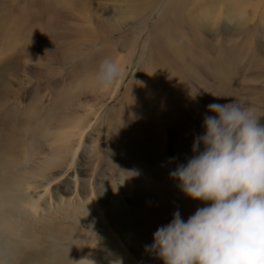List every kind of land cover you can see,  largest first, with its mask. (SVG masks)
<instances>
[{
  "label": "rangeland",
  "instance_id": "1",
  "mask_svg": "<svg viewBox=\"0 0 264 264\" xmlns=\"http://www.w3.org/2000/svg\"><path fill=\"white\" fill-rule=\"evenodd\" d=\"M67 1L75 6L60 8L58 2L65 0H43L56 4L64 15L58 16L50 8L42 11V0H33L31 41H20L19 48L35 53L8 72L11 103L20 108L0 139V175L16 176L17 194L31 196L21 204L22 232L13 237L18 247L40 254L31 264H51V237L61 246L69 233L64 241L77 246L76 264H161L145 251L153 232L174 211L186 219L204 206L185 197L169 172L191 156L193 138L203 132L206 106L243 98L264 125V38L247 34L264 27V0H171L170 22L163 20L172 27L166 41L153 31L166 0L140 24L115 31L81 25L71 15L78 13V3H88V13L100 7L123 11L124 0ZM232 19L244 29L235 45L222 26L233 25ZM104 58L125 73L118 93L98 113L116 84L97 87L95 74ZM221 64L228 68L222 70ZM144 67L155 74L144 76ZM130 82L132 94L149 87L154 94L150 108L147 100L137 102L142 113L135 105L137 120L149 122L147 108L157 118L146 125L147 142L135 140L143 133L134 124L118 131L121 109L107 120ZM110 120L113 126L107 127ZM33 181L40 187H30Z\"/></svg>",
  "mask_w": 264,
  "mask_h": 264
},
{
  "label": "clouds",
  "instance_id": "2",
  "mask_svg": "<svg viewBox=\"0 0 264 264\" xmlns=\"http://www.w3.org/2000/svg\"><path fill=\"white\" fill-rule=\"evenodd\" d=\"M121 76V67L104 58L95 81L97 87L108 89ZM206 113L203 132L193 138L191 156L169 172L185 197L204 206L186 219L174 211L171 220L153 232L145 251L161 264H264L261 116L243 98L209 103Z\"/></svg>",
  "mask_w": 264,
  "mask_h": 264
},
{
  "label": "bare ground",
  "instance_id": "3",
  "mask_svg": "<svg viewBox=\"0 0 264 264\" xmlns=\"http://www.w3.org/2000/svg\"><path fill=\"white\" fill-rule=\"evenodd\" d=\"M65 1L66 2H58L60 8H61V4H65L66 6H69V7L75 6L73 1H70V2L67 0ZM162 1L164 0H124L125 9L123 11L121 10L113 11L115 9H107L106 11H103L105 8L100 7L96 11L97 13L94 11L95 14L91 11H89V13L87 12L90 7L88 3H85V4L78 3V5H80L78 6L79 7L78 13L72 14L71 16H73L72 19H75L81 25H84V26L93 25L94 27L99 28V29H103V30L109 29V30L115 31V29H118V28L119 29L131 28L132 27L131 24H140V22L144 20L145 18L151 17V15L155 13L156 8L158 7L159 9V5H161ZM170 1L171 0H166V3L162 10V14L159 15L160 17L158 19V22L156 26L153 28L155 36L158 37L159 35V37L165 41L169 37L171 30H172V27L169 28V26L163 23V20L165 23L170 22L167 18L168 13L170 11H173L169 7ZM27 2L28 0H7V1L0 0V58L1 59L4 58V61H5L3 63H1L0 61V139L4 137L2 134L10 130L11 125H12L10 123V119L17 120L19 108H20V107L17 108V106H15L16 103H14V100H13V103H11L10 95L12 93L11 91L12 86L8 81L9 79L8 72L13 70L15 66H19L22 60L33 56L35 53L34 49L28 50L26 47L19 48L20 41H23L24 44L27 43V45L31 41V40L29 41L28 35L32 27L34 26L32 25L33 18L35 17L33 9L35 8L36 5L33 3V0H30L28 4ZM53 3L43 2L42 0V5L44 4L42 6L43 7L42 11H46V9L48 10V8H50L54 14L56 13L55 15L64 16L63 13L60 10H58L56 4H53ZM44 6H46V8ZM26 7H29V8L25 9ZM147 9L151 10L150 15L148 13L149 11L147 12ZM42 14L45 15V12H42L41 16ZM67 15L70 16V14H67ZM75 20H72V21H75ZM232 21L233 19L228 22H232ZM233 23L234 24L229 27L227 25H222L226 27L224 36L232 39L233 40L232 44H234L236 39L243 33V30H244L242 29V26H239L235 20L233 21ZM246 25L248 26V24ZM247 34H250L254 38H256V36L264 38V27L260 29H258V27H254L253 29L250 28ZM255 47H258V46H255ZM228 48L234 49L233 46L228 47ZM261 48L262 47L257 48L255 52L257 53V50L258 49L261 50ZM8 54H9V57H8ZM81 56L82 55H80L79 57ZM221 67H222V70H225L228 68L226 64H221ZM124 73H125V69L122 70L121 78L116 82L114 88L111 90V92L108 95V100L101 106V108L98 110V113L102 110V107L107 102L111 101L115 97L116 93H118ZM143 73H144V76L149 74L150 77L151 75L153 76V74H155L153 71H148V69L145 67H144ZM131 86H132V82L128 84V88L123 93L124 95L121 98V102L118 103L112 109V111L109 113L107 117V120L111 118L113 114L118 111V109H121L117 115L118 131L120 133L124 131L125 123L127 125L134 124L143 133V136H138L135 138V140L139 139L140 137L144 142L145 141L147 142L149 138L144 132L146 125H148V123L152 119L154 120L157 119L156 116L152 115L151 113V110L153 108L149 109L151 105L153 104L154 94L151 92L150 87L144 88L145 92H143L142 89H139L136 92V94L135 93L132 94L133 91L130 89ZM144 100L145 101L147 100L146 107H149L147 109L150 111L149 122H147V119L145 118L143 119V122L141 120L136 119V113L138 112L137 108H139L140 112L142 113L141 106H143V105H140V106L137 105V102H142ZM135 105L137 106V108ZM127 106L129 107L130 110L124 111V108ZM131 114H133V118L135 119L131 118L132 117ZM107 124H108L107 127L113 126V124L111 123V120L108 121ZM87 129H89V126L85 127L84 131H86ZM83 134L84 132L77 135L78 142L81 141ZM96 135H97V132H96ZM124 135L127 137V132L124 133ZM72 137L73 136H71L70 139H72ZM115 137H117V134ZM129 137H131L130 133H128V138ZM119 140L120 142L117 141L118 143L123 142L122 138H120ZM50 160H51V157H50ZM11 172H14L13 169ZM2 173L3 174L0 175V264H31L32 261H35L39 258L40 254L30 252L27 250V248L22 249L21 247H18V244L13 237V235L16 237H19V233L22 232L23 228L19 224H20V220L23 218L21 216L22 214H24L23 213L24 206H21V204L22 203L26 204L28 201H30L31 196L26 197V195L23 194V192L17 194V191L20 189V186H19L20 179H18L16 176L10 175L9 173L8 174H5L4 172ZM30 183H31L30 187L34 186L36 189L40 187V185L34 181ZM36 199H39V196ZM152 208H157V207L154 206ZM31 209H32L31 210L32 213H35L34 207L32 205H31ZM79 209L81 208H78L77 211H79ZM112 212L113 211L109 210L108 214L112 216L113 215ZM165 213L167 214V212ZM13 218H15V220ZM27 231H30V230H27ZM27 231H25V233H27ZM90 233L91 234L94 233V230H90ZM69 235L70 233L65 238L60 239V242L63 243L61 244V246H58L56 242H54V239L51 237V240L53 241L52 246H51V256L53 257V259L51 258V262H52L51 264H76L77 263V261L74 260L75 249H78L77 246L71 245L69 242L64 241L65 239L69 237Z\"/></svg>",
  "mask_w": 264,
  "mask_h": 264
}]
</instances>
